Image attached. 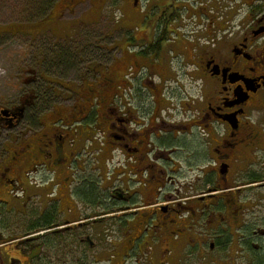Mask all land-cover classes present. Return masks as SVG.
I'll return each instance as SVG.
<instances>
[{"label": "flooded vegetation", "instance_id": "1", "mask_svg": "<svg viewBox=\"0 0 264 264\" xmlns=\"http://www.w3.org/2000/svg\"><path fill=\"white\" fill-rule=\"evenodd\" d=\"M95 1L0 104V264H264V0Z\"/></svg>", "mask_w": 264, "mask_h": 264}, {"label": "rangeland", "instance_id": "2", "mask_svg": "<svg viewBox=\"0 0 264 264\" xmlns=\"http://www.w3.org/2000/svg\"><path fill=\"white\" fill-rule=\"evenodd\" d=\"M40 3L41 0H0V104L2 105L8 106L17 102L22 89V79L30 76L28 67L36 69L37 74L59 81V78L64 76L63 71L69 68L64 63L69 57L64 48H71V52H74V49L82 50L91 41L92 44L98 42L99 49L95 51L96 57L107 65L109 54L106 51L108 41L106 34L109 17L118 15L117 7L114 11V8H108L106 4H99L95 0H85L75 8L72 14L66 12L62 14L68 21L64 24V32L60 33L63 28L56 18L59 16L62 3L54 0L47 12L49 14L52 11L51 15L46 18L33 11V6ZM77 32H79L78 35H76ZM65 33L69 36L73 33L76 35L73 45L62 37ZM119 35L117 33L115 37L118 38ZM46 53H53L52 56L56 60L54 62L36 61ZM119 55L116 51L115 57ZM76 64L73 69L78 68V71L83 72L86 64L89 63L82 62L78 66ZM51 82L53 84H50V88H53L56 93L62 91L58 82L54 80ZM8 133L11 132L8 131Z\"/></svg>", "mask_w": 264, "mask_h": 264}, {"label": "trees", "instance_id": "3", "mask_svg": "<svg viewBox=\"0 0 264 264\" xmlns=\"http://www.w3.org/2000/svg\"><path fill=\"white\" fill-rule=\"evenodd\" d=\"M54 0H41L40 4H35L36 6H33V11L36 14H42L44 15V18L47 17V12L49 7H52ZM41 15V16H42ZM29 24V23H28ZM30 24H34L33 22H30Z\"/></svg>", "mask_w": 264, "mask_h": 264}]
</instances>
